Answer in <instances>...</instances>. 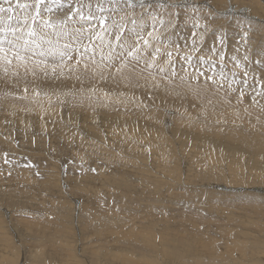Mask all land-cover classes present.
<instances>
[{"label":"rangeland","instance_id":"1","mask_svg":"<svg viewBox=\"0 0 264 264\" xmlns=\"http://www.w3.org/2000/svg\"><path fill=\"white\" fill-rule=\"evenodd\" d=\"M0 3L24 27L50 29L38 35L36 60L0 51L15 69L0 73V264H196L193 249L189 258L173 243L184 234L232 243L227 258L203 264H264V0H45L50 27L33 23L36 0ZM77 10L92 15L81 20ZM23 29L16 30L21 42L30 30ZM86 62L88 76L75 75ZM130 68L145 79L136 83ZM187 81L196 88L188 92ZM158 87L196 104L167 106ZM200 105L212 115L198 116ZM226 129L263 146L230 140Z\"/></svg>","mask_w":264,"mask_h":264},{"label":"bare ground","instance_id":"2","mask_svg":"<svg viewBox=\"0 0 264 264\" xmlns=\"http://www.w3.org/2000/svg\"><path fill=\"white\" fill-rule=\"evenodd\" d=\"M30 2H31V0H30ZM33 2H34V0H33ZM50 2V1H49ZM26 3V2H25ZM47 3V2H46ZM1 4V3H0ZM24 4V3H23ZM48 4V3H47ZM2 5V4H1ZM34 5H35V3H34ZM45 5V4H44ZM49 5V4H48ZM48 5H45V7L47 8L48 7ZM53 5V4H52ZM85 8V7H84ZM21 11V10H20ZM43 11V10H42ZM132 11V10H131ZM12 13H9V12H6V11H4V12H0V29H3L4 30V33H0V40H2V41H4V43L2 44V45H0V47H2L3 48V52L6 54V55H8L10 52L11 53H14V54H32V56L34 55L35 56V60H36V57H38L39 58V56L41 55V53H43V48H42V42L40 41V40H38V35H41L42 37H44V35H46V33H50L49 32V30L47 31L46 29H43V30H41L37 25H34L32 22H31V24H33L34 26H35V28H36V30H34V29H32V27H34V26H29V29L30 30H33L34 32H35V35L34 36H29L28 34H26L27 32H28V27H24L23 26V24H21L22 22H21V20L20 19H18V18H16L17 17V12L16 11H11ZM31 12V14H32V10L30 11ZM47 12V11H46ZM126 12V11H125ZM124 12V13H125ZM130 12V11H129ZM42 13H44V12H42ZM21 15V14H20ZM19 15V16H20ZM24 15H25V13H24ZM23 15V16H24ZM47 16H48V14H46ZM149 15V14H148ZM15 16V17H14ZM18 16V17H19ZM22 16V17H23ZM31 16H33V14L31 15ZM9 17H11V18H13L12 19V21L8 24L7 23V19L9 18ZM25 17H29V16H25ZM51 18V17H50ZM37 19H40V18H37ZM74 19V18H73ZM72 20V19H71ZM177 20H178V18H177ZM69 21V20H68ZM139 21V20H138ZM142 21V20H141ZM63 22V21H62ZM144 22V21H143ZM41 23V22H40ZM59 23V22H58ZM64 23H66L65 21H64ZM71 23V22H70ZM141 23V22H140ZM37 24H39V23H37ZM53 24V23H52ZM61 24V23H60ZM68 24V23H67ZM66 24V25H67ZM29 25V24H28ZM41 25V24H40ZM55 25V24H54ZM69 25V24H68ZM67 25V26H68ZM147 25V24H146ZM3 26V27H2ZM27 26V25H26ZM43 26V25H42ZM56 26V25H55ZM61 26V25H60ZM59 26V27H60ZM24 29H23V28ZM57 27V26H56ZM65 27V26H64ZM183 27V26H182ZM89 28V27H88ZM187 28V27H186ZM15 30V32L13 33V31L12 30ZM17 29H23V32H24V30H25V37L22 39L23 40V42H21L20 41V39H21V37L16 33V30ZM61 29V28H60ZM85 29V28H84ZM90 29V28H89ZM129 29V28H128ZM149 29V28H148ZM66 30V29H65ZM75 31V30H74ZM102 31V30H101ZM188 31V30H187ZM62 32V31H61ZM70 32V31H69ZM77 32H78V30H77ZM126 32V31H125ZM116 33V32H115ZM127 33V32H126ZM70 34V33H69ZM86 34V33H85ZM88 34V33H87ZM125 34V33H124ZM132 34V33H131ZM54 35V34H53ZM64 35V34H63ZM66 35H67V33H66ZM66 35H65V38H66ZM126 36H127V34H125ZM71 36H72V32H71ZM91 36V35H90ZM128 36H129V38L128 39H130V35L128 34ZM131 36H133V35H131ZM60 37V36H59ZM63 37V36H62ZM89 37V36H88ZM119 37V36H118ZM187 37H189V36H187ZM73 39H74V42L76 41L77 42V44H78V42L80 41V39H81V37H72ZM86 38V37H85ZM83 40H85V39H83ZM187 40V39H186ZM9 41H11L12 42V44H9L8 42ZM25 41H28V44H27V49L28 50H25V48H24V42ZM40 41V42H39ZM72 41V40H71ZM69 43V42H68ZM73 43V42H72ZM104 43V42H103ZM15 45V47H13L12 45ZM75 44V43H74ZM188 44V43H187ZM43 45H45V44H43ZM76 45V44H75ZM96 45H97V43H96ZM106 45V44H105ZM120 45H122V44H120ZM126 45V44H125ZM56 46V45H55ZM78 46V45H77ZM107 46V45H106ZM109 46V45H108ZM184 46V45H183ZM91 47V46H90ZM124 47V49H125V46H123ZM182 47V46H181ZM66 48V47H65ZM75 48V47H74ZM83 48V47H82ZM106 48V47H105ZM120 48V47H119ZM185 48V47H184ZM75 49H78V48H75ZM79 49H80V46H79ZM96 49V48H95ZM76 51H78V50H76ZM170 51V50H169ZM82 52V51H81ZM128 52V51H127ZM146 52V51H145ZM179 52V51H178ZM181 52H182V50H181ZM120 53H121V50H120ZM187 53V52H186ZM83 54V53H82ZM86 52H84V55L86 56ZM127 54H129V53H127ZM146 54V56H147V53H145ZM12 55V54H11ZM45 55V54H44ZM43 55V56H44ZM94 55V54H93ZM122 55V54H121ZM126 54L124 53V56H125ZM141 55V57H142V55L143 54H140ZM3 56H5V55H3L1 52H0V73H2L3 71H5V72H7V73H10V72H12V71H14L15 69H13V68H11V67H9L7 64H6V62H8ZM22 56V55H21ZM34 56H33V58H34ZM87 56H89V55H87ZM86 56V58H88ZM117 56H118V54H117ZM145 56V55H144ZM145 56V57H146ZM24 57V56H23ZM26 57V56H25ZM64 57V56H63ZM140 57V58H141ZM145 57H143L142 58V60H145L144 58ZM22 58V57H21ZM27 58V57H26ZM30 58V57H29ZM78 58V57H77ZM93 58H94V56H93ZM127 58V57H126ZM126 58H125V61H124V58L123 59H121L122 61H124L125 63H126ZM139 58V57H138ZM178 58V57H177ZM134 59V58H133ZM135 60V59H134ZM178 60V59H177ZM177 60H175V62L177 61ZM180 60V59H179ZM38 61V60H37ZM79 61H80V58H79ZM82 61H84L83 59H82ZM85 61H86V59H85ZM119 61V60H118ZM132 61V60H131ZM139 61V60H138ZM264 61V60H263ZM14 62V61H13ZM33 62V61H32ZM41 62H43V60L41 61ZM116 62H117V60H116ZM121 62V61H120ZM133 62V61H132ZM132 62H131V64H132ZM9 63V62H8ZM35 63V62H34ZM40 63V62H39ZM111 63H113V62H111ZM114 63H115V60H114ZM114 63H113V66H115L116 65V63H115V65H114ZM140 63V62H139ZM180 63V62H179ZM36 64V63H35ZM42 64V63H41ZM74 64V63H73ZM72 64V65H73ZM79 64V63H78ZM88 64H92L91 62H86V63H83V64H81V65H79L81 68H83V69H79V66H76V68L74 69V70H76V71H74L73 70V73L75 74V75H77L78 73H84L85 74V76H88V69L89 68H87L86 67V65L88 66ZM96 64V63H95ZM119 64V63H118ZM117 64V65H118ZM127 64V63H126ZM13 65V64H12ZM27 65V64H26ZM36 65H38V64H36ZM94 65V64H93ZM120 65V64H119ZM118 65V66H119ZM123 65V64H122ZM28 66V65H27ZM35 66V65H34ZM46 66V65H45ZM85 66V67H84ZM121 66V65H120ZM133 66V65H132ZM18 68H19V66H17ZM126 67V66H125ZM129 67H131L130 65H129ZM34 68H36V67H34ZM38 68V67H37ZM40 68V67H39ZM111 68V70H112V68L114 69V67H110ZM169 68V67H168ZM176 68V67H175ZM29 69V68H28ZM46 69H47V66H46ZM95 69V68H94ZM130 69H131V71H130ZM129 69V71H127V73H130L131 72V76H133L134 75V73L136 74L137 72L135 71V69H134V73L132 72V68H130ZM137 69V68H136ZM21 70V69H20ZM108 70H110V69H108ZM110 70V71H111ZM142 70V69H141ZM29 71V70H28ZM114 71H116V70H114ZM123 71V70H122ZM138 72L140 71V69L139 70H137ZM176 71H177V69H176ZM179 72H180V70H178ZM185 71V70H184ZM45 72V71H44ZM91 72H92V70H91ZM96 72H98L97 70H96ZM169 72H170V70H169ZM29 74H30V72H28ZM33 73V72H32ZM35 73H36V71H35ZM69 73V72H68ZM93 73V72H92ZM117 73H120V71L119 72H117ZM123 73V72H122ZM122 73H120V74H122ZM141 73V72H140ZM140 73H139V75H140ZM174 73V72H173ZM38 73H36V75L35 76H38L37 75ZM42 74H44L43 72H42ZM83 74V75H84ZM124 74V73H123ZM138 74V73H137ZM136 74V75H137ZM179 74V73H178ZM178 74H176V75H178ZM182 74H183V72H182ZM69 75H71L70 73H69ZM69 75H67L68 77H69ZM79 75V74H78ZM77 75V76H78ZM83 75H82V77H83ZM97 75V74H96ZM175 75V76H176ZM199 75V74H198ZM197 74H196V76H198ZM39 76H40V74H39ZM47 76V75H46ZM53 76V75H52ZM90 76V75H89ZM94 76V75H93ZM92 76V77H93ZM107 76V75H106ZM113 76H115V74H113ZM124 76V78H125V74L123 75ZM130 76V75H129ZM129 76H128V79H130L131 80V82H132V77L131 78H129ZM135 76V75H134ZM185 76V75H184ZM34 77V76H33ZM41 77V76H40ZM43 77V76H42ZM44 77H45V75H44ZM43 77V78H44ZM92 77H91V79H92ZM103 77V76H102ZM111 78H112V76H110ZM109 77V78H110ZM119 77H121V75H119L118 77H116L117 79H115L114 77H113V79H115V80H120L121 78H119ZM136 77V76H135ZM137 77H138V75H137ZM136 77V78H137ZM139 77H142V75H140ZM139 77L137 78L138 80H136V83L139 81ZM200 77V76H199ZM222 77V76H221ZM29 78V77H28ZM34 78H36V80H39L37 77H34ZM43 78H41L40 80H42ZM74 78H75V76H74ZM81 78V77H80ZM79 78V79H80ZM89 77H87V79H88ZM101 78V77H100ZM108 77H107V80L109 79ZM143 78V77H142ZM175 78V77H174ZM178 78V77H177ZM187 78V77H186ZM212 78H214L213 76H212ZM31 79V78H30ZM72 79V78H71ZM77 79V78H76ZM90 79V78H89ZM98 79H99V77H98ZM97 79V80H98ZM105 79V78H104ZM127 79V78H126ZM143 79H145V78H143ZM143 79H140V80H142V82L144 81ZM152 79V78H151ZM150 79V80H151ZM180 79H182V78H180ZM188 79V78H187ZM202 79V78H201ZM223 79H224V77H223ZM44 80H46V79H44ZM58 80H59V78H58ZM78 80V79H77ZM83 80V79H82ZM102 80V79H101ZM135 80H134V82H135ZM147 80H149V79H147ZM153 80V79H152ZM60 81V80H59ZM70 81V80H69ZM69 81H67V82H69ZM72 81H74V80H72ZM72 81L70 82V83H72ZM83 81H85V79L83 80ZM109 81V80H108ZM158 81V80H157ZM156 81V79H155V82H157ZM173 81H174V79H173ZM184 81L186 82V80H183L182 79V84L180 83V86H182V88H183V86L185 87V89H186V86H185V84L186 83H184ZM216 81V80H215ZM224 81V80H223ZM92 82V81H91ZM90 82V83H91ZM112 82V81H111ZM141 82V83H142ZM150 82V81H149ZM153 82V81H152ZM159 83H160V81H158ZM164 82V81H163ZM169 82H170V80H169ZM178 82V81H177ZM188 82V81H187ZM61 83V82H60ZM69 83V84H70ZM89 83V82H88ZM109 83V82H108ZM122 83H124V84H126V83H128V82H125V79H124V82H122ZM140 83V84H141ZM147 83H148V81H147ZM172 82H170V84H171ZM179 83V82H178ZM192 83V82H191ZM190 82H188V92H190L189 90H190V86H192L193 88L195 87L196 88V86H194V85H192ZM73 84H77V86H78V84H80V83H73ZM73 84H71L72 86H74ZM81 84H83V82L81 83ZM80 84V85H81ZM85 85H87V82L86 83H84ZM106 84V83H105ZM104 84V85H105ZM119 84H121V83H119ZM133 83H131L130 84V81H129V87H131V85H132ZM149 84V83H148ZM173 84H175V82L174 83H172V85L171 86H173ZM190 84V85H189ZM46 85V84H45ZM79 85V86H80ZM143 85H144V82H143ZM161 85V84H160ZM159 85V86H160ZM164 85V87H165V84H163ZM168 85V84H167ZM76 86V85H75ZM79 86L77 87L78 89L77 90H79ZM108 86H110L109 84H108ZM137 86H138V84H137ZM145 86H148L147 84L145 85ZM150 86H152L151 84H150ZM149 86V87H150ZM157 85H155L154 86V88L156 87ZM170 86V85H169ZM170 86V88H173V87H171ZM226 86V85H225ZM41 87V86H40ZM60 87V86H59ZM58 87V88H59ZM67 87H69V86H67ZM85 87H87V86H85ZM89 87H90V85H89ZM112 87H114L113 86V84H112ZM118 87H119V85H118ZM136 87V86H135ZM153 87V86H152ZM176 87H179L178 86V84L176 83ZM218 87V86H217ZM223 87H224V85H223ZM57 88V89H58ZM83 88H84V85H83ZM92 88V86L89 88V89H91ZM107 89H109L108 87H106ZM111 88V87H110ZM126 88H128V87H126ZM159 89V92H158V90H157V92L159 93L158 94V96H160L161 98H163L162 100L160 99V102L161 101H163V100H167V102L165 101V104L167 105V106H171L172 104H171V101H180V102H183V103H185L184 105L185 106H187L186 104L187 103H191V104H196V102H195V100L191 97V99H188L189 98V96L187 95L188 93L186 92L187 91V89H186V91L184 90V93H187L186 94V100L188 99L189 101L187 102H185L184 100H182L181 98H177V97H174L173 95H172V93L170 92V88L167 90H165V89H163L162 87L160 88V87H158ZM165 88H167V87H165ZM225 88V87H224ZM47 89H48V87H47ZM60 89V88H59ZM85 89V88H84ZM128 89H130V88H128ZM147 89V88H146ZM156 89V88H155ZM160 89H162L161 90V92H160ZM179 89V88H178ZM198 89H200V87H199V85H198ZM209 89V88H208ZM217 90H219L218 88H216ZM75 90H76V88H75ZM109 90H111V89H109ZM116 89H114V91H112V93H115L116 95H117V92L118 91H115ZM148 90H149V88H148ZM165 90V91H164ZM201 90V89H200ZM216 90V91H217ZM48 91V90H47ZM120 91H123V90H120ZM119 91V92H120ZM133 91V90H132ZM136 91V90H135ZM141 91V90H140ZM151 91V90H150ZM153 91H154V89H153ZM152 91V92H153ZM177 91V90H176ZM179 91H180V89H179ZM196 91V90H195ZM199 91V90H198ZM208 91V90H207ZM206 87H205V94H206ZM224 91H226L225 89H224ZM44 92V91H43ZM72 92V91H71ZM77 92V95L79 94L78 93V91H76ZM86 92V91H85ZM84 92V93H85ZM94 92V91H93ZM109 92V91H108ZM124 92V91H123ZM156 92V93H157ZM192 92V91H191ZM209 92V91H208ZM62 93H63V91H62ZM70 93V92H69ZM73 93L74 92H72V95H70V96H73ZM82 93V92H81ZM128 93V92H127ZM131 93V94H130ZM194 93H196V92H194ZM199 93V92H198ZM197 93V94H198ZM203 93V92H202ZM76 94V93H75ZM87 94V93H86ZM93 94V93H92ZM91 94V95H92ZM129 94V96L131 97V96H133L134 94L132 93V92H129L128 93ZM133 94V95H132ZM141 94V93H140ZM140 94H138V95H140ZM154 94V93H153ZM152 94V96H154ZM196 94V95H197ZM76 95V96H77ZM81 95V94H80ZM90 95V96H91ZM113 95V94H112ZM123 95V94H122ZM137 95V94H136ZM135 95V96H136ZM142 95V94H141ZM140 95V96H141ZM190 95H192V94H190ZM89 96V95H88ZM118 96H121L120 94L118 95ZM156 96V95H155ZM199 96H202V94H199ZM199 96H197V97H199ZM222 96V95H221ZM73 97H75V96H73ZM95 97H97V96H95ZM95 97H93V98H95ZM121 97H124V95L123 96H121ZM125 97H127V96H125ZM157 97V96H156ZM159 97V98H160ZM193 97H195V96H193ZM209 97V96H208ZM102 98H104V100H106L105 99V97L102 95ZM120 98V97H119ZM118 98V99H119ZM30 99V98H29ZM33 99V98H32ZM76 99V98H75ZM74 99V100H75ZM97 99V98H96ZM115 99V98H114ZM124 99H127V98H124ZM155 99V98H154ZM211 99V98H210ZM53 100H54V98H53ZM71 100V99H70ZM77 100H78V96H77ZM65 101V100H64ZM82 101V100H81ZM90 101V100H89ZM89 101H85V103L87 104V102L89 103ZM97 101V100H96ZM99 102H100V100H98ZM97 101V102H98ZM125 101V100H124ZM128 101H130L129 102V104H131V100H128ZM168 101L170 102L169 103V105H168ZM67 102V101H66ZM102 102V101H101ZM112 102V101H111ZM158 102H159V100H158ZM175 102V107H176V105L177 106H179V102L178 103H176ZM212 102H213V100H212ZM65 103V102H64ZM94 103V101L92 102V104ZM103 103V102H102ZM109 103V102H108ZM123 103V102H122ZM122 103H121V106H122ZM126 103V102H125ZM135 103H137V102H135ZM135 103H132V104H135ZM162 103V102H161ZM173 103V102H172ZM36 104V103H35ZM53 104H54V101H53ZM77 104V103H76ZM75 104V105H76ZM114 104H117L116 102L114 103L113 102V105ZM229 104V103H228ZM32 105H33V103H32ZM32 105H31V107H32ZM83 105V104H82ZM88 105V104H87ZM125 105V104H124ZM189 105V104H188ZM224 105V104H223ZM58 106V105H57ZM80 106V105H79ZM84 106V105H83ZM99 106V104H97V107ZM110 106H112V105H110ZM126 106V105H125ZM181 106H183L182 105V103H181ZM192 106V105H191ZM226 106V105H225ZM34 107H35V105H34ZM118 107V106H117ZM124 107V106H123ZM129 107H130V105H129ZM131 107H132V105H131ZM140 107V106H139ZM139 107H137L136 106V108H139ZM238 107V106H237ZM89 108H90V106H89ZM95 108H96V106H95ZM95 108H93V109H95ZM99 108V107H98ZM100 108H101V105H100ZM126 108V107H125ZM81 109V107L79 108V110ZM90 109H92V107L90 108ZM103 109V108H102ZM105 109V108H104ZM103 109V110H104ZM109 109V108H108ZM107 109V110H108ZM112 109V108H111ZM121 109V108H120ZM119 109V110H120ZM129 109V108H128ZM140 109V108H139ZM142 109H144L143 107H142ZM179 109V108H178ZM183 109V108H182ZM29 110H30V108H29ZM63 110V109H62ZM82 110H84V109H82ZM100 110V109H99ZM97 108H96V112L97 111H99ZM106 110V109H105ZM106 110V111H107ZM127 110V109H126ZM137 110V109H136ZM181 110V109H180ZM192 110H193V108H192ZM26 111H27V108H26ZM25 111V112H26ZM54 111V110H53ZM76 111L78 112V110H74V112L76 113ZM87 111H89V110H87ZM111 111V110H110ZM113 111V110H112ZM121 111V110H120ZM197 111H198V113H197ZM195 113L199 116V115H208V116H211L212 115V113L210 112V111H208V110H205V109H202V107H201V105L199 106V109L197 110ZM54 112H56V111H54ZM58 112V111H57ZM61 112H63V111H59V113L61 114ZM81 112V111H80ZM83 112V111H82ZM91 112H93V111H91ZM133 112V111H132ZM87 113V112H86ZM107 113H108V111H107ZM106 112H105V115L107 114ZM123 113V112H122ZM134 113V112H133ZM133 113H131L132 115H133ZM240 113V112H239ZM242 113V112H241ZM57 114V113H56ZM104 114V113H103ZM127 114V113H126ZM130 114V115H131ZM192 114V113H191ZM221 114V113H220ZM243 114V113H242ZM14 115V114H13ZM54 115V114H53ZM66 115V114H65ZM129 115V114H128ZM128 115H127V118H129L128 117ZM135 115V114H134ZM138 115H142V114H138ZM138 115H136V116H138ZM222 115V114H221ZM232 115V114H231ZM15 116V115H14ZM13 116V117H14ZM56 116H58L57 117V119L59 118L60 119V116L59 115H56ZM55 116V117H56ZM63 116V115H62ZM169 116V115H168ZM139 117V116H138ZM157 117V116H156ZM155 117V118H156ZM64 118H65V116H64ZM126 117H125V119L124 120H126V123H127V121H128V119H127ZM143 118V117H142ZM199 118V117H198ZM221 118V117H220ZM62 119V118H61ZM140 119H141V117H140ZM139 119V121H142V119L140 120ZM144 120V119H143ZM160 120V119H159ZM121 121H122V119H121ZM145 121V120H144ZM195 121V120H194ZM193 121V122H194ZM230 121V120H229ZM199 122V121H198ZM243 122V121H242ZM19 123V122H18ZM224 123H225V121H224ZM248 123V122H247ZM253 123H254V121H253ZM128 124V123H127ZM172 124V123H171ZM243 124V123H242ZM245 124H246V122H245ZM249 124V123H248ZM16 125V124H15ZM14 125V126H15ZM19 125V124H18ZM21 125V124H20ZM19 125V127H15V128H17V129H19L20 127H22L23 128V126L21 125L20 126ZM221 125V124H220ZM232 125V124H231ZM256 125V124H255ZM127 126V125H126ZM125 126V127H126ZM227 126H228V123H227ZM226 126V127H227ZM249 126V125H248ZM128 127V126H127ZM126 127V128H127ZM239 127H241V126H239ZM247 127V126H246ZM123 128V127H122ZM181 128V127H180ZM179 128V129H180ZM204 128V127H203ZM228 128V127H227ZM243 128V127H242ZM22 130V129H21ZM123 131H125V128L124 129H122ZM227 130V129H226ZM229 130V129H228ZM227 130V131H228ZM248 131V130H247ZM256 131V130H255ZM224 132V131H223ZM195 133V132H194ZM202 133V132H201ZM217 133V132H216ZM215 133V134H216ZM226 133V132H225ZM248 133V132H247ZM260 133V132H259ZM191 135V134H190ZM198 135V134H197ZM200 135V134H199ZM219 135V134H218ZM228 139H230V140H232V139H234V138H239V139H237V140H239V141H241L242 143H244V144H246V145H249V144H253V145H251V146H253L254 148L256 147L257 149H259L260 147H258V145L259 146H263V143L261 142V141H259V140H261V139H259L258 137H255V136H247L246 134H245V132H244V130H236V129H231V130H229L228 131ZM252 135V134H251ZM256 135H257V133H256ZM196 136V135H195ZM210 136H212V135H210ZM210 136H209V138H210ZM206 137V136H205ZM214 137V136H213ZM215 138V137H214ZM210 139H212V138H210ZM225 140V139H224ZM223 146V145H222ZM55 175V174H54ZM34 195V194H33ZM79 208H80V206H79ZM81 209V208H80ZM89 209V208H88ZM89 210H91V209H89ZM87 211V210H86ZM88 213H89V211H87ZM87 213V214H88ZM94 213H96V212H94ZM92 214V213H91ZM85 216V215H84ZM89 216H91V215H88V217ZM96 216V215H95ZM98 218V217H97ZM103 218V217H102ZM153 219V218H152ZM112 220V219H111ZM88 221V220H87ZM93 221V220H92ZM83 223V222H82ZM19 224V223H18ZM85 223H83V225H84ZM90 224V223H89ZM104 224H105V222H104ZM12 225V224H11ZM103 225V224H102ZM88 226H90V225H88ZM15 227V226H14ZM18 228H19V226H18ZM25 229V228H24ZM103 230H105V229H103ZM102 230V231H103ZM87 232V231H86ZM85 233V232H84ZM226 232H223V233H221V234H225ZM192 234H193V232H192ZM209 234V233H208ZM194 236H196L195 234H193ZM226 235H228V233H226ZM145 236V235H144ZM183 236V235H182ZM182 236H180L181 238H182ZM186 236V238L184 239V238H182L181 240H174V239H172L173 240V243H177L179 246H180V248L181 249H188V251L187 252H185V254H187L188 253V255H186V256H189V252H191L190 250H194V254L192 253H190V256H193V255H195L192 259H190V260H193L194 261V263H196V264H200V263H204V257L207 259V261L210 259V258H217V256H221V257H223V258H227L226 256H225V248H227L228 246H232V243L231 242H229V240H227V239H221V237H220V235H219V237H220V241H218V242H215V239H213V243L214 244H212V243H206L205 241H203V240H201V239H199V238H196V239H194V238H190V237H187V235L186 234H184V237ZM211 236V235H210ZM209 236V237H210ZM215 236V235H214ZM213 236V237H214ZM222 236V235H221ZM230 236V235H229ZM148 236H146V238H147ZM199 237V236H198ZM209 237H207V238H209ZM216 237V236H215ZM138 238H140L141 240H142V242L144 243V245L148 248H152V245L149 243V242H147L146 240H144L143 239V237L141 238V237H138ZM216 238H218V236L216 237ZM228 238V237H227ZM235 238V237H234ZM232 239H233V237H232ZM236 239V238H235ZM171 240V239H170ZM171 240V241H172ZM207 240V239H206ZM167 241H169L168 239L166 240V242ZM207 241H209V240H207ZM211 242V241H210ZM233 243H234V241H233ZM19 244V243H18ZM153 244V243H152ZM151 245V246H150ZM234 246V245H233ZM235 248V247H234ZM234 248H232V249H234ZM155 249V248H154ZM157 249V248H156ZM222 249V250H221ZM244 249V248H243ZM242 248H241V250L244 252V250H243ZM220 250V251H219ZM251 250H252V248H251ZM232 251V250H231ZM238 251V250H237ZM246 251V250H245ZM247 251H249V250H247ZM184 252V251H183ZM239 252V251H238ZM170 253H174V254H177V255H179L178 253H180L179 251L178 252H176V251H170ZM182 253V252H181ZM236 253V252H235ZM240 253H242V252H240ZM227 254H229V253H227ZM237 254V253H236ZM214 255H216L215 257H214ZM96 256V255H95ZM190 256H189V258H190ZM247 256V255H246ZM183 257H184V255H183ZM183 257H181V255H179V259H181V258H183ZM238 257V256H237ZM248 257V256H247ZM255 257V256H254ZM243 258V257H242ZM226 261H228V259H225ZM246 261V260H245ZM183 262V261H182ZM186 262V261H185ZM192 262V261H191ZM231 262V261H230ZM234 262V261H233ZM249 262V261H248ZM179 263V262H178ZM229 263V262H228ZM244 263V262H243ZM250 263V262H249ZM183 264H185L184 262H183ZM224 264H225V262H224ZM230 264H235V262L234 263H230ZM236 264H242L240 261H236ZM245 264H247V261L245 262Z\"/></svg>","mask_w":264,"mask_h":264},{"label":"snow or ice","instance_id":"3","mask_svg":"<svg viewBox=\"0 0 264 264\" xmlns=\"http://www.w3.org/2000/svg\"><path fill=\"white\" fill-rule=\"evenodd\" d=\"M5 2L10 3L11 0H5ZM56 2H59V0H56ZM81 2H82V0H81ZM44 3H45V0H36L35 6H34L35 15L32 16L31 19H32V21H33L34 24L35 23H39L42 20L44 27H50L51 24L49 23V21L43 20L42 6H44ZM21 7L28 8V7H30V5L24 4V5H21ZM2 11H5V9L0 8V12H2ZM47 11L51 12L52 9L51 8H47ZM68 12L71 13V9H69ZM77 14L80 15L81 20H87L88 17L90 15H92L91 13H89L88 15H85L80 10H77ZM37 17H39L40 20H37ZM103 22L104 21L102 20L101 23H103ZM24 23H25V25H27V23H28V17H25ZM0 31H3V29H0ZM12 31H13V33L15 32L14 29ZM28 35L29 36H34L35 35V32L33 30H29ZM3 43H4V41L0 40V45H2ZM8 43L9 44H12L11 41H9ZM145 43H147V41H145ZM27 44H28V41H25L24 42V48H25V50H28L27 49ZM12 46L15 47L14 44ZM0 51H3V48L2 47H0Z\"/></svg>","mask_w":264,"mask_h":264}]
</instances>
